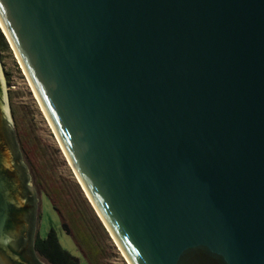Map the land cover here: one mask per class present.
<instances>
[{
  "label": "water",
  "instance_id": "95a60500",
  "mask_svg": "<svg viewBox=\"0 0 264 264\" xmlns=\"http://www.w3.org/2000/svg\"><path fill=\"white\" fill-rule=\"evenodd\" d=\"M0 21L128 264H264V0H0ZM5 86L0 65V264H41L9 246Z\"/></svg>",
  "mask_w": 264,
  "mask_h": 264
},
{
  "label": "rangeland",
  "instance_id": "374dc122",
  "mask_svg": "<svg viewBox=\"0 0 264 264\" xmlns=\"http://www.w3.org/2000/svg\"><path fill=\"white\" fill-rule=\"evenodd\" d=\"M0 65L6 82L5 90L8 93L9 111L12 117L11 123L15 134V142L18 145V150L27 168L28 175L32 176L28 184L29 188L33 187L37 199L34 232L37 231L38 235L44 238L50 229H54L61 246L72 255L78 257L80 264H87L86 258L72 237L62 229L61 215L53 208L55 201L49 198L46 190V184L50 188L55 186L64 187L70 192L69 197L77 198L76 186H79L80 189L81 187L71 164L67 157L64 156L62 149H60V145L45 118L46 116L35 99L31 85L9 44L8 49L5 51L0 49ZM16 132L21 134L24 144H21ZM23 147L26 148V151ZM43 160L41 167L44 172L41 174L40 172L38 173V170L40 169V162ZM39 179L43 183H40ZM44 181L46 182L44 183ZM82 194L85 196L83 191ZM78 200L80 202L79 198ZM97 219L106 231L107 238L105 237L106 240L102 241L106 251V261L110 264H128L99 217ZM34 256L39 263L49 264L37 253Z\"/></svg>",
  "mask_w": 264,
  "mask_h": 264
},
{
  "label": "trees",
  "instance_id": "16d2710c",
  "mask_svg": "<svg viewBox=\"0 0 264 264\" xmlns=\"http://www.w3.org/2000/svg\"><path fill=\"white\" fill-rule=\"evenodd\" d=\"M0 49L2 51L8 49V43L1 32ZM16 133L22 144L24 141L21 134ZM23 148L26 151V148ZM43 162L44 160L40 162V169L38 170V173L40 172L41 174L44 172L41 167ZM39 182L43 183L41 179H39ZM46 186L49 198L55 201L53 208L61 215L62 229L72 237L86 258L87 264H110L106 261V251L102 244V241L107 238L106 231L79 186H76L77 198L69 197L70 192L64 187L55 186L50 188L48 184ZM35 248L38 255L49 264H80L78 257L72 255L61 246L54 229H50L44 238L38 235Z\"/></svg>",
  "mask_w": 264,
  "mask_h": 264
},
{
  "label": "flooded vegetation",
  "instance_id": "af4514ba",
  "mask_svg": "<svg viewBox=\"0 0 264 264\" xmlns=\"http://www.w3.org/2000/svg\"><path fill=\"white\" fill-rule=\"evenodd\" d=\"M0 148L1 149L4 148L2 143ZM31 177L32 176L27 175L25 177V181L22 184V188L28 193L24 195L22 192H19L20 196L23 197L25 201L24 206H20L19 208H17V210L19 211V212L17 211L18 215L21 213L22 216H25V218L22 217V219L20 218L21 216L17 217V222L21 225V229L17 232L13 231L9 233V234H20V242L19 244H14L13 242L14 239L11 238L9 242V246L13 251H23L24 249H27V251H29L30 254L35 255L37 253L35 244L37 241L38 233L37 231L35 232L29 231L28 229H26L25 224L23 223L24 220L27 219L28 215L30 214L35 215V208L33 209V207H31L29 204L31 199H33V195L31 193V190L29 189V184H28V181H30ZM14 211H16V209H14ZM25 234H35V236L32 235L29 238H27Z\"/></svg>",
  "mask_w": 264,
  "mask_h": 264
},
{
  "label": "bare ground",
  "instance_id": "6f19581e",
  "mask_svg": "<svg viewBox=\"0 0 264 264\" xmlns=\"http://www.w3.org/2000/svg\"><path fill=\"white\" fill-rule=\"evenodd\" d=\"M0 27H1V29L3 30V32L6 34L7 38L9 39V36H8V34H7L8 32L6 31V29H5V27L3 26V24L1 23V21H0ZM9 42H10L11 47L13 48V51H14V53H15V55H16L17 60L20 62L21 68L23 69L22 64H21V60H20L19 56L17 55V53H16V51H15V49H14V47H13L12 42H11L10 39H9ZM23 71H24V70H23ZM24 74H25V72H24ZM25 76H26V74H25ZM27 79H28V78H27ZM33 94H34V96L36 97L34 91H33ZM36 98H37V97H36ZM37 100H38V99H37ZM38 103H39V102H38ZM39 106L41 107V110H43V108H42V106H41L40 103H39ZM43 113H44V115L46 116L44 110H43ZM46 118H47V116H46ZM47 120H48V118H47ZM48 122H49V120H48ZM49 124H50V122H49ZM50 126H51V124H50ZM51 128H52V126H51ZM52 129H53V128H52ZM56 137H57V136H56ZM57 141H58L59 145L61 146V148H62V150H63V153H64L65 156L67 157V155H66V153H65V151H64V149H63V147H62V145L60 144V142H59V140H58V138H57ZM67 159H68V157H67ZM68 161H69V163L71 164V162H70L69 159H68ZM71 166H72V164H71ZM72 169H73V172H74V174H75L77 180L80 181V179H79L77 173L75 172L73 166H72ZM80 182H81V181H80ZM83 189H84V187H83ZM84 190H85V189H84ZM84 192H85V194L88 196L86 190H85ZM88 197H89V196H88ZM107 227H108V226H107ZM108 229H109V228H108ZM127 260H128V259H127ZM129 264H130V262H129Z\"/></svg>",
  "mask_w": 264,
  "mask_h": 264
}]
</instances>
